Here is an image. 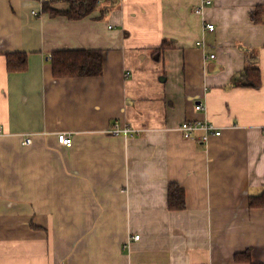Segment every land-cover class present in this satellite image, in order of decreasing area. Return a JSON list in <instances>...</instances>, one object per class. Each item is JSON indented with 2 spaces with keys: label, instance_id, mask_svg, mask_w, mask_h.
Returning <instances> with one entry per match:
<instances>
[{
  "label": "crops",
  "instance_id": "1",
  "mask_svg": "<svg viewBox=\"0 0 264 264\" xmlns=\"http://www.w3.org/2000/svg\"><path fill=\"white\" fill-rule=\"evenodd\" d=\"M69 8L0 0V264H264V0ZM67 49L102 73L55 76Z\"/></svg>",
  "mask_w": 264,
  "mask_h": 264
},
{
  "label": "trees",
  "instance_id": "2",
  "mask_svg": "<svg viewBox=\"0 0 264 264\" xmlns=\"http://www.w3.org/2000/svg\"><path fill=\"white\" fill-rule=\"evenodd\" d=\"M70 3V8L65 11L71 18H81L93 11L99 0H67ZM162 45L159 49H162ZM9 61L13 60L11 55H8ZM11 57V58H10ZM52 64L54 75L57 77L73 76V75H97L102 73L103 59L101 50L97 49H67L58 50L52 54ZM10 61V66L12 62ZM22 62L16 67H22L26 61L25 56L22 57ZM260 70L255 69L253 75L245 77V82L248 85H260ZM169 206L171 208H182L185 206L184 194L180 186L172 183L169 193ZM248 252V251H247ZM246 257H249L248 254Z\"/></svg>",
  "mask_w": 264,
  "mask_h": 264
},
{
  "label": "built area",
  "instance_id": "3",
  "mask_svg": "<svg viewBox=\"0 0 264 264\" xmlns=\"http://www.w3.org/2000/svg\"><path fill=\"white\" fill-rule=\"evenodd\" d=\"M206 2L208 3V2H210V0H206ZM196 12L202 13L203 8L198 7L196 9ZM206 26L210 29H213L215 27L214 23H212V22H207ZM211 56H214V54H212ZM196 108L202 109L203 104L202 103L196 104ZM179 128H180V130L183 131L184 135L187 137H194L196 131L202 130L203 133H202V135L199 136V139H202V140H207L212 134L220 135L222 133L221 129H218L213 123H211L207 120L184 121L180 124ZM122 130L125 131V133H127L131 130V128H129V127L120 128L119 127V128L114 129L115 132H119ZM57 138H58L59 143H61L63 145L70 146L73 144V136H72V134H70L68 132H65V131L57 132ZM32 140H33L32 134L27 133V135H25L23 137L22 142L24 144H30V143H32ZM133 237L135 239H139L141 237V234H135V235H133Z\"/></svg>",
  "mask_w": 264,
  "mask_h": 264
}]
</instances>
